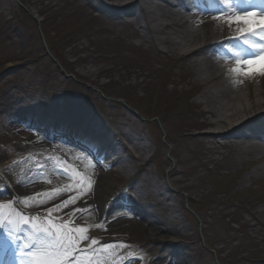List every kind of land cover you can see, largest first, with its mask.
Returning <instances> with one entry per match:
<instances>
[{
  "label": "rangeland",
  "instance_id": "374dc122",
  "mask_svg": "<svg viewBox=\"0 0 264 264\" xmlns=\"http://www.w3.org/2000/svg\"><path fill=\"white\" fill-rule=\"evenodd\" d=\"M200 1L192 14L211 10L218 15L216 38L242 35L244 24L225 23L234 9L225 12L222 0ZM105 3L0 0V205L15 204L24 216L44 218L32 222L37 229L60 232L58 226L67 221L89 229V239L99 242L89 259L95 256L105 264H178L182 258L180 264H264V217H258L260 225L250 226L264 206V173L254 174L264 166V154L236 160L234 148L213 155L187 142L183 130L191 131L190 138L202 131L195 128L194 107L202 88L192 83L174 47L159 44L153 50L146 35L135 34V24L99 13L97 7ZM263 3L242 0L235 7ZM216 50L222 55L232 50L222 59L226 66H235L233 52L249 55L237 41ZM243 80L252 94L264 89V75ZM245 86L240 88L244 96ZM257 100L262 103L264 97ZM18 113L29 123H11L8 115ZM252 129L264 134V121ZM209 158L216 163L204 166ZM112 159L123 161L128 172L115 173L108 165ZM85 164L93 167L95 178L109 174L110 182L96 186L94 180L90 193L96 195L87 204L78 199L47 217L57 205L80 197L76 180L78 174L88 178ZM191 166L196 174L192 169L186 173ZM58 190L63 194L50 201L40 196L46 201L40 205L29 199ZM25 199L28 206L20 203ZM133 203L155 222L175 218L179 223L159 226L156 240L130 212L108 222L112 204L124 210ZM76 209L98 213L72 215ZM3 212L15 224L17 217L9 209ZM172 231L176 239H163ZM14 234L7 226L0 231V264H26L19 256L22 237L14 243ZM79 247L87 250L89 244Z\"/></svg>",
  "mask_w": 264,
  "mask_h": 264
},
{
  "label": "bare ground",
  "instance_id": "6f19581e",
  "mask_svg": "<svg viewBox=\"0 0 264 264\" xmlns=\"http://www.w3.org/2000/svg\"><path fill=\"white\" fill-rule=\"evenodd\" d=\"M104 1L106 3L103 6L97 7L99 13L114 20H122L132 26L135 24V34L141 32L146 35L147 43L155 51L158 50L159 44L174 47V53L181 60L184 67L188 69L192 83L202 88L201 93L194 102V107L198 111L195 115L199 119L195 128H201L202 131H198V137L190 138L192 136L191 131L188 129L183 130V137L186 138L187 142L196 145L201 151L213 155L217 154L220 149L234 148L236 152L233 153V157L236 160L242 159L244 154H252L254 156L264 154V134L252 129L253 125L259 120H264V108L262 109L264 102L260 103L257 100L258 97H264V89L260 88L252 94L248 83L243 80L244 77L233 75L230 72L233 65L226 66L222 63V59H225L226 56L216 50L224 43L223 39L215 36V29L219 22L218 15L211 10L201 16L192 14L193 8L198 6L197 0ZM244 9H249L250 14L257 20L260 19L261 13L252 11L249 6L241 8V10ZM235 15L236 13L228 17V19H235ZM214 17L218 18L214 19ZM258 66L257 64L255 67ZM228 74L232 75L228 76ZM245 83L246 86L244 85ZM241 86L246 87V96L240 93ZM173 91L177 93L176 90ZM246 101H248V104H246ZM8 117L11 123H29V119L24 113L10 114ZM20 135L24 138L32 136L31 133H20ZM57 138L60 143L65 142L61 137ZM43 147L45 148V146ZM138 148L141 150L139 144ZM70 150L67 149V151ZM112 152L110 150L107 154L111 155ZM98 159L101 160L99 157ZM258 160L261 159L257 158L256 162ZM123 163V161H118L115 164V159H112L108 165L115 167V173L125 174L128 171ZM207 163H216V161L214 158H209L204 162V166ZM201 166L203 167V165ZM102 168H105L103 164ZM188 169L187 174L191 173V169L193 170L194 167L191 166ZM82 171L84 174H88V178L92 182L96 180V186H99L102 182H110L111 178L107 173H99L98 177H93L94 169L88 164L83 165ZM193 172L194 174L197 173L196 170H193ZM258 172L264 173V166L254 169V174ZM134 190L139 195V189L136 188ZM90 192L91 190L87 195L80 194V197H82L79 199L80 204L82 202L87 204V198L96 195V193L91 194ZM130 200L137 203L136 198H130ZM111 201L113 199L107 200V202ZM134 203L126 204V209L124 210L118 207L119 204H112L110 209H107V213L110 214L107 217L108 222L112 223L115 216L130 212L134 216L139 217L143 222V226L147 225L144 228V232L149 236L153 235L155 238H152L156 240L160 230L159 226L163 228L164 226L173 227L179 223L175 218L170 223L165 219L162 222H155L148 217L143 208ZM72 206L74 205L72 204ZM90 212L85 210L82 213L86 217H90V215L92 217L98 213ZM259 216L264 217V206L260 207L254 224L250 226L262 223L258 218ZM163 239H176L175 231L170 232V235ZM183 262H185L184 258L180 259L178 264Z\"/></svg>",
  "mask_w": 264,
  "mask_h": 264
},
{
  "label": "snow or ice",
  "instance_id": "6c2138e0",
  "mask_svg": "<svg viewBox=\"0 0 264 264\" xmlns=\"http://www.w3.org/2000/svg\"><path fill=\"white\" fill-rule=\"evenodd\" d=\"M222 2L225 3V12L234 9L236 13L235 19H228L225 23L229 26L233 24L245 25L243 29H240L242 35L233 39L249 50V55H243L240 52L232 53L235 66L230 69V72L233 75H241L247 79H251L256 75H264V11L261 12L260 19L257 20L250 14L249 9L241 10L236 8L231 0H222ZM215 18L218 17H214V19ZM257 64L259 67H255ZM233 83H235V81H233ZM76 183L79 185V190L82 194L87 195L91 190L93 182L90 178L79 176L78 174ZM62 194L63 192L58 190L54 193L38 194V196L29 199L37 205H40L46 202L41 200L39 198L40 196H46L50 201ZM81 198L82 197H73L63 204L57 205L55 208L49 210L45 215L51 217ZM29 199H25L20 203L28 206ZM4 209H9L12 215L17 217L15 224H13L10 218H4ZM15 209V204L0 205V231H4L7 226L9 231L15 233L11 236L14 243L17 242L18 237H22L18 241L20 243L19 256L25 259L26 264H105L104 261H100L95 256L89 259L92 248L99 243L94 239H89L87 235L90 231L89 229L72 227L73 221L60 224L58 226L61 230L60 232H53L50 228L37 229L33 226L32 222L43 221L44 218L24 216ZM82 211L81 209H76L72 215H75L77 212L82 213ZM25 227L30 229L27 234L23 232ZM85 241L88 242L89 248L87 250L80 249L79 245ZM101 251L107 252L109 249L104 248ZM80 253H83V255H80Z\"/></svg>",
  "mask_w": 264,
  "mask_h": 264
},
{
  "label": "trees",
  "instance_id": "16d2710c",
  "mask_svg": "<svg viewBox=\"0 0 264 264\" xmlns=\"http://www.w3.org/2000/svg\"><path fill=\"white\" fill-rule=\"evenodd\" d=\"M76 29V28H75ZM75 29H73V30H75Z\"/></svg>",
  "mask_w": 264,
  "mask_h": 264
}]
</instances>
